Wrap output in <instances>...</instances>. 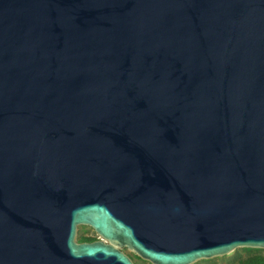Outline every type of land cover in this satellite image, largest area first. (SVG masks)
Instances as JSON below:
<instances>
[{"label":"water","instance_id":"1","mask_svg":"<svg viewBox=\"0 0 264 264\" xmlns=\"http://www.w3.org/2000/svg\"><path fill=\"white\" fill-rule=\"evenodd\" d=\"M238 248L264 250V0H0V264Z\"/></svg>","mask_w":264,"mask_h":264},{"label":"rangeland","instance_id":"2","mask_svg":"<svg viewBox=\"0 0 264 264\" xmlns=\"http://www.w3.org/2000/svg\"><path fill=\"white\" fill-rule=\"evenodd\" d=\"M81 234L94 236L96 238L98 237L97 234L90 227L85 226V225H79L78 226L77 238ZM244 249H246V248H238V249H235L234 251H232L231 253H229L227 255L213 257L210 259H200V260L195 261L192 264H216V263L222 264V263H227V262L235 260L236 258H238L240 256L246 255L247 251ZM125 252L128 253L129 251L125 249ZM262 253H264V250H262ZM133 260L136 264H150L149 261L143 260L137 256L134 257Z\"/></svg>","mask_w":264,"mask_h":264},{"label":"trees","instance_id":"3","mask_svg":"<svg viewBox=\"0 0 264 264\" xmlns=\"http://www.w3.org/2000/svg\"><path fill=\"white\" fill-rule=\"evenodd\" d=\"M96 237L81 234L78 237L79 241H88V240H94ZM247 251V254L244 256H240L236 258L233 261L222 263V264H264V253H262L261 249H250L246 248L244 249ZM133 260L134 257H136L135 254L128 252L127 253ZM219 264V263H216Z\"/></svg>","mask_w":264,"mask_h":264},{"label":"flooded vegetation","instance_id":"4","mask_svg":"<svg viewBox=\"0 0 264 264\" xmlns=\"http://www.w3.org/2000/svg\"><path fill=\"white\" fill-rule=\"evenodd\" d=\"M88 241H92V240H88ZM134 261V260H133ZM136 264V263H135Z\"/></svg>","mask_w":264,"mask_h":264}]
</instances>
